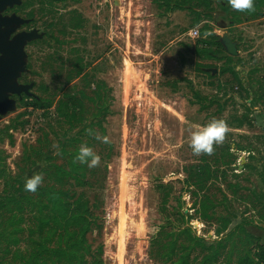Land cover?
Returning <instances> with one entry per match:
<instances>
[{
  "label": "rangeland",
  "instance_id": "rangeland-1",
  "mask_svg": "<svg viewBox=\"0 0 264 264\" xmlns=\"http://www.w3.org/2000/svg\"><path fill=\"white\" fill-rule=\"evenodd\" d=\"M21 2L2 13L25 21L12 38H40L26 46L17 82L32 85L33 97L12 96L15 110L0 115V264L34 253L32 229L49 189L89 202L96 226L88 239L101 264H202L207 250L194 236L223 244L216 264H239L248 248L264 246V5L241 12L227 0H191L187 11L169 13L163 0ZM223 23L240 48L231 64L218 58L223 51L200 53L227 31ZM66 96L78 99L73 125L58 111ZM95 100L108 109L105 132ZM213 119L229 131L210 155L196 156L191 132ZM81 144L100 162H76L78 181L62 170ZM37 173L42 185L26 192ZM50 231L43 242L54 248Z\"/></svg>",
  "mask_w": 264,
  "mask_h": 264
},
{
  "label": "trees",
  "instance_id": "trees-1",
  "mask_svg": "<svg viewBox=\"0 0 264 264\" xmlns=\"http://www.w3.org/2000/svg\"><path fill=\"white\" fill-rule=\"evenodd\" d=\"M164 6L167 8L169 13H175L178 11H187L189 9L187 0L184 1H173L163 0ZM191 1V0H189ZM223 2V0H221ZM209 4V3H208ZM211 5V2H210ZM264 5V0H254V6L250 11H254ZM225 10H228L225 8ZM211 46V48H209ZM201 54H207L212 59L214 54H219L224 49L220 43L219 36L214 34L210 43H205L201 46ZM213 47V48H212ZM210 51V52H208ZM226 64L234 63L235 59L229 57L225 60ZM223 74H234V70L223 68ZM85 97V93H83ZM98 98L102 100V96L98 95ZM104 100V99H103ZM97 101L98 116V127L104 132L103 121L106 120L107 106L106 103L103 105ZM78 99L72 96H66L64 101L60 102L58 111L67 122L73 125L74 120L77 118L78 110ZM36 109H45L42 101L37 100L34 106ZM66 177H73L76 180H80V168L79 165L71 161L70 170H62ZM47 205L44 206L48 209V214L39 208L36 215V224L32 229L37 240H34L36 248L34 253L28 258L20 253L23 264H47L45 254H51L56 258L64 256L67 264H101L99 256L94 254L93 247L89 242V235L93 232L96 221L93 213L90 210L89 202L84 197L73 198L69 192L63 190L49 189L46 190ZM14 198H8L7 201H14ZM46 227L51 229L54 235L58 236V244L54 248H50L46 243L43 242V237L46 232ZM228 226L223 228L226 231ZM48 231V230H47ZM186 233H191L190 228L185 229ZM221 235L222 232H219ZM38 237L42 240L38 242ZM250 237V236H249ZM253 239V238H252ZM193 240L198 246L206 248L207 252L203 258L202 264H216L220 258V247L223 246L219 243L218 247L212 245L207 246L205 238L193 237ZM249 249V248H248ZM247 253L242 255L239 259V264H264V246H257V252L253 254L255 249L248 250ZM181 258L173 264H187V261L183 262ZM91 261V262H90Z\"/></svg>",
  "mask_w": 264,
  "mask_h": 264
},
{
  "label": "water",
  "instance_id": "water-1",
  "mask_svg": "<svg viewBox=\"0 0 264 264\" xmlns=\"http://www.w3.org/2000/svg\"><path fill=\"white\" fill-rule=\"evenodd\" d=\"M21 0H0V115H6L15 110V101L12 96L33 97L32 85H19L18 79L27 69V54L25 48L28 43L38 40L40 35L37 31L22 33L14 38L15 26H21L24 20L12 16L2 15L8 8L21 5ZM219 28L228 29L226 23L219 24ZM224 53L218 55L220 59L240 56L239 43L232 40L230 33L226 31L219 36Z\"/></svg>",
  "mask_w": 264,
  "mask_h": 264
},
{
  "label": "clouds",
  "instance_id": "clouds-1",
  "mask_svg": "<svg viewBox=\"0 0 264 264\" xmlns=\"http://www.w3.org/2000/svg\"><path fill=\"white\" fill-rule=\"evenodd\" d=\"M233 10L245 11L251 10L254 6V0H227ZM198 27V26H197ZM229 131L225 121L213 119L204 126H198L191 132L190 147L194 155L211 154L214 144H220L225 139V134ZM96 139H101L96 136ZM74 162L86 164L89 168L95 167L100 162V157L86 144H81L77 154L74 157ZM43 183L42 174H34L27 178L24 184L26 192L35 193L39 186Z\"/></svg>",
  "mask_w": 264,
  "mask_h": 264
},
{
  "label": "built area",
  "instance_id": "built-area-1",
  "mask_svg": "<svg viewBox=\"0 0 264 264\" xmlns=\"http://www.w3.org/2000/svg\"><path fill=\"white\" fill-rule=\"evenodd\" d=\"M174 1H184V0H174ZM187 1H189V0H187ZM198 35H199V32H198L197 30H194V31L192 32V36H193V37H198Z\"/></svg>",
  "mask_w": 264,
  "mask_h": 264
},
{
  "label": "crops",
  "instance_id": "crops-1",
  "mask_svg": "<svg viewBox=\"0 0 264 264\" xmlns=\"http://www.w3.org/2000/svg\"><path fill=\"white\" fill-rule=\"evenodd\" d=\"M227 11H229V9L227 10ZM227 31H228V29H227ZM229 32V31H228ZM218 36H221V35H218ZM231 36V35H230ZM231 38H232V36H231ZM233 40V39H232ZM239 51H240V48H239ZM229 58V57H228Z\"/></svg>",
  "mask_w": 264,
  "mask_h": 264
},
{
  "label": "flooded vegetation",
  "instance_id": "flooded-vegetation-1",
  "mask_svg": "<svg viewBox=\"0 0 264 264\" xmlns=\"http://www.w3.org/2000/svg\"><path fill=\"white\" fill-rule=\"evenodd\" d=\"M6 11H7V10H6ZM6 11H5V12H6Z\"/></svg>",
  "mask_w": 264,
  "mask_h": 264
}]
</instances>
